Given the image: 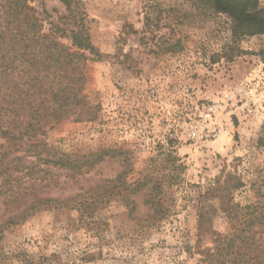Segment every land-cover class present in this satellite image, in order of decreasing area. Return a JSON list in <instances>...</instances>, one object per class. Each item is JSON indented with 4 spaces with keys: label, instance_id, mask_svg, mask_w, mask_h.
I'll return each instance as SVG.
<instances>
[{
    "label": "rangeland",
    "instance_id": "1",
    "mask_svg": "<svg viewBox=\"0 0 264 264\" xmlns=\"http://www.w3.org/2000/svg\"><path fill=\"white\" fill-rule=\"evenodd\" d=\"M73 1L97 52L84 69L97 119L56 124L42 140L64 154L123 153L73 181L33 158L13 161L12 188L25 200L19 211L35 199H87L121 173L132 182L175 157L178 183L163 195L169 216L153 225L142 197H130L131 212L118 197L98 204L87 220L53 203L4 231L1 264H202L196 214L205 190L235 173L246 183L234 193L243 206L256 200L249 183H264V37L233 38L225 15L194 0ZM29 2L44 33L72 26L60 19L67 11L59 0ZM207 206L202 248L213 246L208 230L229 229L217 201Z\"/></svg>",
    "mask_w": 264,
    "mask_h": 264
},
{
    "label": "trees",
    "instance_id": "2",
    "mask_svg": "<svg viewBox=\"0 0 264 264\" xmlns=\"http://www.w3.org/2000/svg\"><path fill=\"white\" fill-rule=\"evenodd\" d=\"M59 1L67 11V15L60 19H71L72 26L65 29L55 26L56 30L51 27L48 33L43 32L29 0H4L0 8V206H5L7 211V214L0 213V241L4 231L26 220L31 216L30 211L42 207L51 209L53 203L66 205L76 210L80 219L87 220L95 215L98 204L118 197L131 212L133 203L130 197H142L154 225L169 216L163 198L165 188L178 183L174 174L181 166L176 164L175 157H169L165 160L168 168L155 165L132 182H127L121 173L109 182V186L108 182L97 186L98 192L89 194L87 199L78 202L73 197L65 201L35 199L29 207L19 211L25 200L19 196V188L16 191L12 188L13 161L20 162L22 156L33 158L47 170L63 171L65 177L73 181L106 159L123 153L99 149L83 156L64 154L52 151L42 140L47 130L56 124L91 123L97 119L84 95L85 65L97 52L90 42L77 1ZM194 2L225 15L231 22L233 38L264 37V10L259 8L257 0ZM63 38L70 41V46L60 42ZM249 185L254 189L256 200L243 206L234 202V193L245 188L246 183L235 173H227L223 180L216 178L205 190L196 214L198 240L195 247L202 264H264V183L255 180ZM212 200L217 201V209L229 229L225 235L208 230L206 235L213 246L202 248L200 241L208 219L205 210ZM4 257L0 249V264Z\"/></svg>",
    "mask_w": 264,
    "mask_h": 264
}]
</instances>
